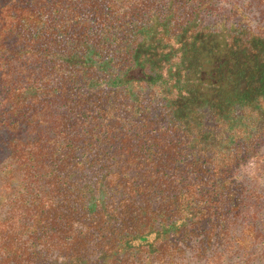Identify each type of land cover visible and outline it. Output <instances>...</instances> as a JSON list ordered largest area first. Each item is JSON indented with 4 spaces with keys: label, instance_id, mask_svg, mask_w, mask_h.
<instances>
[{
    "label": "trees",
    "instance_id": "obj_1",
    "mask_svg": "<svg viewBox=\"0 0 264 264\" xmlns=\"http://www.w3.org/2000/svg\"><path fill=\"white\" fill-rule=\"evenodd\" d=\"M262 142L264 0H0V264L245 263Z\"/></svg>",
    "mask_w": 264,
    "mask_h": 264
},
{
    "label": "rangeland",
    "instance_id": "obj_2",
    "mask_svg": "<svg viewBox=\"0 0 264 264\" xmlns=\"http://www.w3.org/2000/svg\"><path fill=\"white\" fill-rule=\"evenodd\" d=\"M256 150L258 151V156L256 158H249L242 164L239 168L236 182L243 188L240 197L244 199L243 195L247 193L251 196L250 200L254 201L251 213L247 214L249 215L247 221L255 223L256 228L262 229L264 232V142L258 145L255 151ZM241 217L236 223L237 234L240 230L244 229L245 225L250 224L246 223L247 221L241 219ZM197 242L198 241L189 242L186 252L180 255V258L179 255L175 258L179 260V264H264V237L251 239L253 251L250 259L245 263L240 261L243 258L245 259V257L242 256V250L240 253L232 252V254L226 255L223 258L220 257L218 259L209 260L207 259L208 254L200 255L195 250L196 245H198ZM213 245V248H215L217 244L213 243L209 248ZM209 254H211V252ZM157 263L158 261H155L152 264Z\"/></svg>",
    "mask_w": 264,
    "mask_h": 264
},
{
    "label": "flooded vegetation",
    "instance_id": "obj_3",
    "mask_svg": "<svg viewBox=\"0 0 264 264\" xmlns=\"http://www.w3.org/2000/svg\"><path fill=\"white\" fill-rule=\"evenodd\" d=\"M224 242V243H223ZM213 243H215V244H217V245H215V248H213L214 247V245L213 246H211L210 248L209 247H207V249L205 250V251H202L201 250V252L200 251H198V249H199V247H200V243H199V241L197 242V244L198 245H196V247H195V250L200 254V255H205V254H208V258L207 259H209V260H213V259H218V258H220V257H222V252H224L223 253V256L225 255H230V254H232V252L234 253V252H237L238 251V247H237V245L236 244H234L231 248H230V246H229V242L228 243H226L225 241H220V242H217V241H213ZM222 243V244H221ZM211 252V254H209ZM197 256H198V254H197Z\"/></svg>",
    "mask_w": 264,
    "mask_h": 264
}]
</instances>
